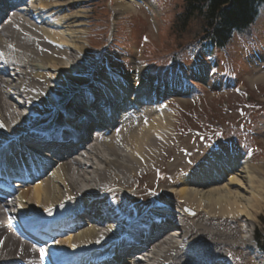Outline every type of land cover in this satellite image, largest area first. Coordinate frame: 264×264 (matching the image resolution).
Here are the masks:
<instances>
[{"label": "bare ground", "instance_id": "bare-ground-1", "mask_svg": "<svg viewBox=\"0 0 264 264\" xmlns=\"http://www.w3.org/2000/svg\"><path fill=\"white\" fill-rule=\"evenodd\" d=\"M6 2L0 0V170L21 165L23 155L16 153L23 146L56 157L44 161L48 168L26 162L30 177L20 171L16 177L29 182L15 183L14 195L0 198V264H40L37 248L15 230L23 218L28 223L53 217L77 221L52 246L79 264L88 252L90 259H101L120 236L112 248L122 252L113 264H225L235 253L242 261L231 264H261L260 256L250 259V240L240 236L241 222L250 225L264 207V162L251 166L233 151H219L192 169L200 153L177 151L174 115L163 112L161 103L165 94L136 71H106L104 85L101 77L71 101L63 89L73 88L81 68L90 64L84 59L86 12L76 8L80 0H27L29 7H9L2 16ZM117 6L132 12L135 4ZM172 201L180 206L173 215L165 209ZM81 212L93 220L79 217ZM105 216L122 220L125 231Z\"/></svg>", "mask_w": 264, "mask_h": 264}, {"label": "rangeland", "instance_id": "rangeland-1", "mask_svg": "<svg viewBox=\"0 0 264 264\" xmlns=\"http://www.w3.org/2000/svg\"><path fill=\"white\" fill-rule=\"evenodd\" d=\"M129 1L135 4L132 12H119L118 3ZM76 8L86 12L83 29L89 56L84 59L90 64L81 68L73 88L63 89L71 101L101 77L102 83L106 71L123 75L136 71L165 94L161 103L167 108L163 112L167 110L174 115L170 130L177 137V151L184 148L187 154L200 153L199 161H190L194 162L190 165L192 169L219 151H233L251 166L264 162V81H260L264 77V7L245 33L235 34L226 49L210 53L191 46L200 29L197 22L191 23L186 31L178 28L176 20L183 0H80ZM258 77L259 81L255 80ZM72 121L73 118L69 120ZM67 125L61 123L59 127ZM58 158L65 159L67 155L59 152ZM164 180L172 184L169 178ZM168 205L165 209L173 215L179 205L175 201ZM163 208L156 206L154 210ZM263 218L264 207L250 225L241 222L244 232L240 236L250 240L249 249L253 251L250 259L260 256L261 264L264 255L257 252L253 238L257 232L263 233ZM233 259L242 261L236 253Z\"/></svg>", "mask_w": 264, "mask_h": 264}, {"label": "trees", "instance_id": "trees-1", "mask_svg": "<svg viewBox=\"0 0 264 264\" xmlns=\"http://www.w3.org/2000/svg\"><path fill=\"white\" fill-rule=\"evenodd\" d=\"M261 7L264 0H183L176 24L181 31H186L191 23L197 22L200 29L191 46L204 48L209 53L221 51L235 34L245 33L256 22ZM189 45L186 46L190 49ZM261 222L264 226V218ZM254 241L264 255V230L255 234Z\"/></svg>", "mask_w": 264, "mask_h": 264}, {"label": "water", "instance_id": "water-1", "mask_svg": "<svg viewBox=\"0 0 264 264\" xmlns=\"http://www.w3.org/2000/svg\"><path fill=\"white\" fill-rule=\"evenodd\" d=\"M184 210V212L188 215V216H192L193 215V213L190 211V210H188V209H183Z\"/></svg>", "mask_w": 264, "mask_h": 264}, {"label": "snow or ice", "instance_id": "snow-or-ice-1", "mask_svg": "<svg viewBox=\"0 0 264 264\" xmlns=\"http://www.w3.org/2000/svg\"><path fill=\"white\" fill-rule=\"evenodd\" d=\"M0 126H2V125H0Z\"/></svg>", "mask_w": 264, "mask_h": 264}]
</instances>
